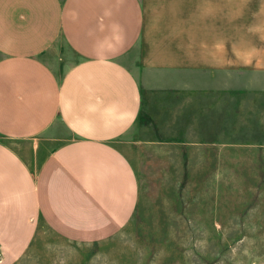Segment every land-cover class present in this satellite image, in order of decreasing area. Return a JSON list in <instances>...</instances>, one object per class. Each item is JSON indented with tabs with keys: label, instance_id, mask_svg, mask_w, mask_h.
<instances>
[{
	"label": "crops",
	"instance_id": "crops-1",
	"mask_svg": "<svg viewBox=\"0 0 264 264\" xmlns=\"http://www.w3.org/2000/svg\"><path fill=\"white\" fill-rule=\"evenodd\" d=\"M151 89L209 165L260 144L264 0H0V264L128 225Z\"/></svg>",
	"mask_w": 264,
	"mask_h": 264
},
{
	"label": "rangeland",
	"instance_id": "rangeland-1",
	"mask_svg": "<svg viewBox=\"0 0 264 264\" xmlns=\"http://www.w3.org/2000/svg\"><path fill=\"white\" fill-rule=\"evenodd\" d=\"M156 94L129 137L139 198L128 225L93 243L42 230L16 264H264V138L248 136L260 144L232 148L213 167L205 150L177 142L189 132L180 121L159 120Z\"/></svg>",
	"mask_w": 264,
	"mask_h": 264
}]
</instances>
